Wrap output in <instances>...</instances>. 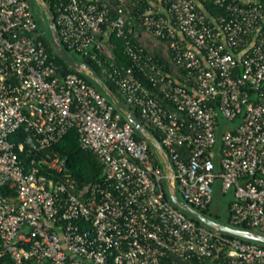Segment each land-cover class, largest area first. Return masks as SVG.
<instances>
[{"label":"built area","instance_id":"obj_1","mask_svg":"<svg viewBox=\"0 0 264 264\" xmlns=\"http://www.w3.org/2000/svg\"><path fill=\"white\" fill-rule=\"evenodd\" d=\"M42 1L63 48L102 67L121 102L159 134L182 200L206 209L218 180L233 194L228 223L264 235V3L214 0L225 15L211 17L206 0ZM136 29L167 53L149 54ZM40 35L28 0H0V190L12 192L0 191V259L264 264V247L171 203L147 141L95 87L59 75ZM112 35L124 40L127 68L111 63ZM222 119L232 126L216 152ZM70 129L103 167V180L80 190L50 151Z\"/></svg>","mask_w":264,"mask_h":264},{"label":"trees","instance_id":"obj_2","mask_svg":"<svg viewBox=\"0 0 264 264\" xmlns=\"http://www.w3.org/2000/svg\"><path fill=\"white\" fill-rule=\"evenodd\" d=\"M259 1L264 3V0H259ZM49 9H50L51 13L54 15V11H53V8L51 5L49 6ZM203 9L206 12V14H208L211 17H218V16H224L225 15V10L222 7H219L217 4H215L214 0H206L205 2H203ZM38 32H40V34H41L40 39L43 41L49 57L54 61V63L58 67L59 75H65L68 73H75L78 76H80L81 78H83L88 84H90L91 86H93L97 89L96 85L89 78H87L86 76H83L81 74H78V73L74 72L73 70L69 69L67 67V65L58 56H56V54L52 51V49L48 43V38L46 37L45 33L40 31L39 28H38ZM109 41L114 46V48L112 50L113 60L111 62V63H113V66H115V68H118V69L127 68L128 66H130V59L127 57V55L124 52V40L122 38L116 37L115 35H112V36H110ZM133 41H135L134 38H133ZM65 50L75 60V58L72 55L73 54L78 55V54L72 53V52L68 51L66 48H65ZM78 56L81 58V62H79V63L87 64L92 69V71L99 78H101L103 80L105 85L121 101L120 94H119L117 88L114 86V84L110 80H108L107 78H105L103 76L102 67L96 65L94 62L90 61L87 58H84L80 55H78ZM98 57L102 61L104 60V58L101 55H98ZM75 61H77V60H75ZM103 67L110 69V70L112 69L110 67V65L107 63H105ZM128 109L138 119L137 112L134 110H131L130 108H128ZM114 112H117V111L114 109ZM124 122H126V120L124 119V117L121 116V123H124ZM144 126L146 127V129L148 131H150L152 133V135L158 141H160L159 140L160 136L155 130H153L152 128H150L146 125H144ZM135 139L141 140L142 137L137 132H135ZM50 151L54 152L55 154L59 155L61 158L65 159V161H66V172L68 174H70L71 178L74 180L77 190H80L83 188H88L89 186H91L95 183L101 182L103 180L102 164L98 161V159L91 152L83 150L80 147L79 141H78V134H77V131L75 129L68 130V132L63 136V138L59 142H57L56 144H54L52 146ZM149 151L152 152V148L150 146H149ZM24 161L26 162V159ZM153 161H154L155 165H158V161L155 159L154 155H153ZM5 190H6L7 194H12V192L7 191V188H4V190L1 189L0 191L5 194ZM166 197L168 198L167 194H166ZM207 208L204 210H200V211L205 212V211H207ZM191 219L194 222H196L197 224L203 225L202 223H200L198 220L194 219L193 217ZM238 228L253 230L252 228L245 226V225H241ZM221 234L228 239H238V238L231 236V235H228V234H224V233H221ZM239 240H241V239H239ZM241 241L247 242L244 240H241ZM5 263H8V258L0 259V264H5ZM195 264H198V263H195Z\"/></svg>","mask_w":264,"mask_h":264},{"label":"water","instance_id":"obj_3","mask_svg":"<svg viewBox=\"0 0 264 264\" xmlns=\"http://www.w3.org/2000/svg\"><path fill=\"white\" fill-rule=\"evenodd\" d=\"M42 7V11L47 15V24L49 28L48 43L52 51L58 56L69 69L74 72L86 76L89 78L97 87V90L107 99V101L113 106V108L128 122L132 128L137 132L142 139L147 141L149 146L153 151L156 152L159 160L160 166L164 168V175L166 176L164 188L166 194L168 195L171 203L180 211L187 212L191 217L198 220L200 223L206 227L215 230L220 233L228 234L234 236L238 239L247 241L249 243H255L260 246H264V235L252 230L241 229L231 225H225L218 223L198 210L187 205L182 199L179 198L177 194V188L175 180L173 179V169L169 162L167 155L161 145V143L152 135L150 131L134 116V114L116 97V95L105 85L103 80L99 78L92 69L85 63H79L75 61L63 48L59 41L57 30L54 24V18L47 7V5L42 0H37Z\"/></svg>","mask_w":264,"mask_h":264},{"label":"rangeland","instance_id":"obj_4","mask_svg":"<svg viewBox=\"0 0 264 264\" xmlns=\"http://www.w3.org/2000/svg\"><path fill=\"white\" fill-rule=\"evenodd\" d=\"M30 6H31V11L34 16V19L36 20L38 24V28L40 31L44 32L46 37L49 36V28L47 24V15L42 11V7L40 6L39 2L37 0H28ZM136 32L140 33V40L139 42L144 46V48L149 52V54L154 55V56H164L167 53V48L166 44L164 42H161L159 40H156L152 38L151 36H147L143 34L140 30L136 29ZM75 60L78 62H81V58L78 55H72ZM222 124L221 128L222 130L218 134L217 137V143L215 146V151L219 149V146L221 144V134L223 133L224 130L230 128L232 125L228 123L227 121H224L223 119L220 121ZM154 156L155 159L158 160V156L156 152L154 151ZM216 166L218 167V160L216 159ZM161 170L164 172V168L161 165ZM164 184L166 182L164 181ZM178 191V190H177ZM178 196L180 199H182L181 195L179 192H177ZM233 199V194L232 190L226 191L225 193L221 192V186H220V181H215V183L212 186V200L211 203L209 204L207 211H199L206 217L221 223L225 225H230L228 223V206L230 202ZM187 217H191L190 214L187 212H184ZM195 219V218H194ZM252 231L258 232V230L253 229ZM264 247V246H262Z\"/></svg>","mask_w":264,"mask_h":264}]
</instances>
